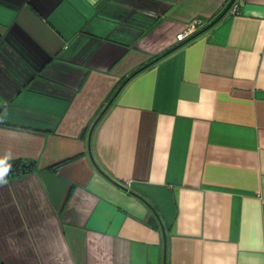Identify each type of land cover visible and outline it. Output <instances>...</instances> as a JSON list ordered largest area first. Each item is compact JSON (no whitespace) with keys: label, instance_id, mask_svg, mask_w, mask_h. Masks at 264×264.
Listing matches in <instances>:
<instances>
[{"label":"crops","instance_id":"crops-1","mask_svg":"<svg viewBox=\"0 0 264 264\" xmlns=\"http://www.w3.org/2000/svg\"><path fill=\"white\" fill-rule=\"evenodd\" d=\"M7 153L0 264H264V0H0Z\"/></svg>","mask_w":264,"mask_h":264},{"label":"trees","instance_id":"trees-1","mask_svg":"<svg viewBox=\"0 0 264 264\" xmlns=\"http://www.w3.org/2000/svg\"><path fill=\"white\" fill-rule=\"evenodd\" d=\"M214 23H215V22H213V23H211V24H208V25L204 28V31H203V32H205L206 30H208V29H209ZM195 32H196V31H195ZM195 32H194V34H193L192 37H190L189 39H186L185 41H183L184 43H183L182 45H184V44L188 43L189 41L193 40L194 37H196L197 35L200 34V32H196V33H195ZM203 32H201V33H203ZM171 51H173V50H171ZM171 51H170V52H171ZM170 52H169V53H170ZM169 53H166V54H164V55L158 57L155 61H153L152 63L146 65V67L149 66V65H151V64H153V63H156V62H158V60H160V59H162V58L168 56L167 54H169ZM146 67H145V68H146ZM135 74H136V73H134V75H135ZM134 75L127 77L124 81L127 82V81H128L129 79H131ZM116 92H117V90H116ZM116 92H115V93H116ZM108 103H110V102H108ZM13 166H14V167H13V170H15V172H17V173L20 172V171H24V168L27 167L24 163H19V161H18V163L16 162V164H14ZM11 168H12V164H11Z\"/></svg>","mask_w":264,"mask_h":264},{"label":"clouds","instance_id":"clouds-1","mask_svg":"<svg viewBox=\"0 0 264 264\" xmlns=\"http://www.w3.org/2000/svg\"><path fill=\"white\" fill-rule=\"evenodd\" d=\"M12 159L11 153H7L3 158H0V183L6 182V176L11 170V164L8 161Z\"/></svg>","mask_w":264,"mask_h":264},{"label":"built area","instance_id":"built-area-1","mask_svg":"<svg viewBox=\"0 0 264 264\" xmlns=\"http://www.w3.org/2000/svg\"><path fill=\"white\" fill-rule=\"evenodd\" d=\"M201 24L200 20H194L191 25H189L185 31H182L181 33L176 35V41L181 42V40H184L186 37L191 36L196 30V27Z\"/></svg>","mask_w":264,"mask_h":264}]
</instances>
